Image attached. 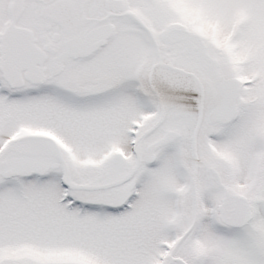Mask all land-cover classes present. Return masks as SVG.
Wrapping results in <instances>:
<instances>
[{
    "label": "snow or ice",
    "instance_id": "obj_1",
    "mask_svg": "<svg viewBox=\"0 0 264 264\" xmlns=\"http://www.w3.org/2000/svg\"><path fill=\"white\" fill-rule=\"evenodd\" d=\"M0 264H264V0H0Z\"/></svg>",
    "mask_w": 264,
    "mask_h": 264
}]
</instances>
